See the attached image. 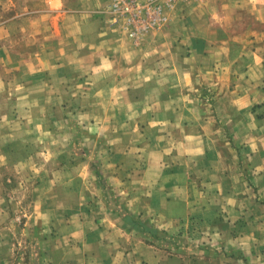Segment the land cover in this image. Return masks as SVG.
I'll use <instances>...</instances> for the list:
<instances>
[{
    "label": "crops",
    "instance_id": "obj_1",
    "mask_svg": "<svg viewBox=\"0 0 264 264\" xmlns=\"http://www.w3.org/2000/svg\"><path fill=\"white\" fill-rule=\"evenodd\" d=\"M110 1L0 0V125L57 161L43 264H264V0L180 4L136 45Z\"/></svg>",
    "mask_w": 264,
    "mask_h": 264
},
{
    "label": "rangeland",
    "instance_id": "obj_2",
    "mask_svg": "<svg viewBox=\"0 0 264 264\" xmlns=\"http://www.w3.org/2000/svg\"><path fill=\"white\" fill-rule=\"evenodd\" d=\"M106 13L112 25L110 15ZM129 40L135 45L142 41L136 43ZM9 108V102H0V122H5ZM14 119L15 122L7 120L5 126L0 125V264H43L47 259L41 253V235L36 236L35 233H58L64 222L54 220L57 207L51 204L36 206L35 200L43 198H37L39 191L35 187L43 180V170L52 171L57 161L44 157L42 150L47 144L37 140L40 134L46 132V127H26L21 119ZM51 146L56 148L55 144ZM100 181L101 185L106 184V179L101 178ZM49 192L44 191L47 195ZM108 195L113 202L122 199L120 193L109 192Z\"/></svg>",
    "mask_w": 264,
    "mask_h": 264
},
{
    "label": "built area",
    "instance_id": "obj_3",
    "mask_svg": "<svg viewBox=\"0 0 264 264\" xmlns=\"http://www.w3.org/2000/svg\"><path fill=\"white\" fill-rule=\"evenodd\" d=\"M194 0H111L108 7L110 22L138 43L149 32L167 21L168 13L178 5Z\"/></svg>",
    "mask_w": 264,
    "mask_h": 264
},
{
    "label": "trees",
    "instance_id": "obj_4",
    "mask_svg": "<svg viewBox=\"0 0 264 264\" xmlns=\"http://www.w3.org/2000/svg\"><path fill=\"white\" fill-rule=\"evenodd\" d=\"M132 224H134L135 226H137V227L143 229L144 232H145V231H148V232H150V233H157V231H154L153 229H150V228L147 227V225H145V224H142V223H139V222H135V223H132Z\"/></svg>",
    "mask_w": 264,
    "mask_h": 264
}]
</instances>
